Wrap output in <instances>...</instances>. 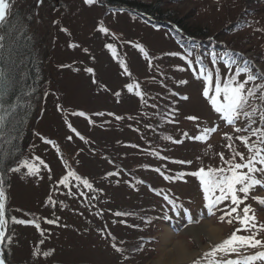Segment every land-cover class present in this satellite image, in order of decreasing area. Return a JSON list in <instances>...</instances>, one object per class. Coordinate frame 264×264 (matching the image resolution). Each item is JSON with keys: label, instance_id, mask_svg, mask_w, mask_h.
Here are the masks:
<instances>
[{"label": "rangeland", "instance_id": "obj_1", "mask_svg": "<svg viewBox=\"0 0 264 264\" xmlns=\"http://www.w3.org/2000/svg\"><path fill=\"white\" fill-rule=\"evenodd\" d=\"M159 2L182 26L207 27L210 39L219 36L218 43L212 42L211 50L200 48L173 21L164 19L158 27L105 0H11L6 19L15 13L20 25L29 27L45 76L15 147L7 139L6 114L0 110V182L7 221L2 251L7 264H153L174 251L173 245L163 244L165 229L173 243L195 252L188 261L173 257L165 264H192L240 227L235 221L228 224L227 218L219 222L222 211L207 217L200 179L190 175L200 168L227 167L219 155L231 156L225 133L233 136L232 147L247 156L235 136L250 135L234 132V127H246L243 117L228 125L213 109L203 95L206 81L200 70L212 74L210 97L217 73L223 85L238 67L246 66L257 76L246 88L264 84V0ZM231 51L242 56L234 59ZM246 78L247 73H240L236 81ZM218 100L223 102V91ZM254 118L257 127L259 114ZM209 127L217 131L205 141L194 139ZM255 140L252 136L250 143ZM69 172L88 180L91 189L73 176L67 185L60 183ZM219 195L218 189L209 193L211 198ZM253 197L264 199V187L252 189L240 208L250 205L256 222L264 224V207ZM225 206L233 205L229 200L219 207ZM184 209L194 220L202 212L204 218L185 227ZM165 215L172 220L162 219ZM13 218L34 223L22 225ZM205 223L220 228L219 239L208 240ZM257 238L264 239V232ZM240 251L248 255L264 248ZM239 258L236 253L215 257Z\"/></svg>", "mask_w": 264, "mask_h": 264}, {"label": "snow or ice", "instance_id": "obj_2", "mask_svg": "<svg viewBox=\"0 0 264 264\" xmlns=\"http://www.w3.org/2000/svg\"><path fill=\"white\" fill-rule=\"evenodd\" d=\"M93 0H86V3L91 4ZM11 2L10 0H0V23L6 20V17L11 12ZM100 31L107 32L106 28L101 27ZM0 40L3 37L0 36ZM2 47V45H0ZM111 48V45H108ZM143 51V49H140ZM175 55V54H173ZM190 63V62H189ZM121 66L124 67L123 61H121ZM91 72V69H87ZM127 71V69H125ZM205 70L203 67L200 70V75L206 81V86L203 90V95L208 98L213 109L222 115V118L227 122L228 125L234 126L237 121L243 117L247 124L246 127H234L235 133L249 132L250 135H237L236 140H239L247 149L248 155L245 156L235 150L232 147L233 136L224 134V139L229 143L227 147L231 150V156L225 159L224 154L220 153V159L222 164L227 165V167L220 168H200L198 171L190 173V175L197 176L200 179L201 185L205 192V209L208 218L213 217L218 211H222V215L219 216V222H224L227 218L228 224H233L235 221L240 225L236 228L227 239H224L220 243L211 246L210 251L204 252L202 256L194 261L192 264H201V261H207V264H254L256 261H264V251H256L253 254L245 255L240 249H260L264 248V239H258L257 236L264 232V224H258L256 222L255 213L251 209L250 205H245L242 209L240 205L244 203L249 197V193L256 186L264 187V179L257 178L256 174H260L264 177V84H254L251 88H246V84L249 82H255L257 76L252 74L248 67H238L234 76L230 77L228 81H225L221 85L219 80V74L217 73V79L215 83V95L209 96V84L212 82V74L209 72L204 75ZM240 73H247V78L243 82H237L236 77ZM181 83H186L182 81ZM131 89V85H129ZM223 91V102L218 100L221 92ZM259 92V95H257ZM139 94V93H138ZM188 99V97H183ZM259 100L260 105L250 104V101ZM257 113L259 114V126L253 127L257 124V120L254 118ZM79 115H84L80 113ZM4 117L0 116V123H2ZM190 120H196L197 117H188ZM73 131H75L73 129ZM217 127H209L201 129V134L194 137L196 141H205L208 139L209 134L215 133ZM255 136L256 140L250 143L251 137ZM71 139V137H69ZM81 139H83L81 137ZM182 141H176V143H181ZM237 157L239 161L237 162ZM42 163V162H41ZM177 163H191V161H177ZM32 171H35L34 166H29ZM246 169V171H244ZM159 171V169H157ZM230 173V174H229ZM73 176L76 180L81 181L85 187L91 189L92 185L88 180H82L81 177L77 176L74 172H69L68 176H65L60 183L67 185L68 177ZM164 179L170 180L172 177L165 176ZM239 185V187H237ZM219 190L220 195L215 198L209 196L210 192ZM243 194V196L239 194ZM165 199L168 200L170 204L175 206V201L170 200L167 196ZM253 199L264 207V199L259 197H253ZM5 193L2 188H0V243H3L5 239L4 227L7 223L5 220ZM231 207L225 206L221 209L219 206L224 203V201H229ZM184 216L186 219L185 227L190 224L199 223L200 219L204 218V213H199L197 218L194 220L191 213L184 209ZM251 213V214H250ZM179 214V212L177 213ZM235 214V215H234ZM117 216L128 215L127 213H116ZM164 220H170L171 217L165 215L162 217ZM14 223L26 224L34 223V221L16 220L13 218ZM49 224L55 221H47ZM39 227V225H36ZM241 231H246L248 235H238L237 233ZM115 251L123 253V249L117 247L115 244L112 245ZM218 253L227 255L228 253H236L240 258L236 260H224L215 259ZM34 255L37 253L34 252ZM50 253H44L45 256ZM0 264H5V261L0 258Z\"/></svg>", "mask_w": 264, "mask_h": 264}, {"label": "trees", "instance_id": "obj_3", "mask_svg": "<svg viewBox=\"0 0 264 264\" xmlns=\"http://www.w3.org/2000/svg\"><path fill=\"white\" fill-rule=\"evenodd\" d=\"M105 2L130 8L139 14L142 13L157 26L162 25L164 19L173 21L174 25L179 27V31L187 36L192 43L196 42L200 48L205 49L208 46L206 49L211 50L210 48L214 47L212 42L218 43L219 36L214 35L213 40L210 39L212 34L207 27L195 26L194 29H191L182 26L178 19L164 9L159 0H150L149 2L144 0H105ZM19 22L21 21L18 20L15 13L7 18L1 27L3 40L0 41L2 45L0 47V110L6 114L5 128L6 126L9 128H7V139H9L11 147L17 145L28 126L36 107L37 90L45 76L43 59L37 50L35 38L29 27L25 26L26 24L22 26ZM205 39H210L211 43L205 42L204 44ZM231 54L234 59L242 56L232 51Z\"/></svg>", "mask_w": 264, "mask_h": 264}, {"label": "bare ground", "instance_id": "obj_4", "mask_svg": "<svg viewBox=\"0 0 264 264\" xmlns=\"http://www.w3.org/2000/svg\"><path fill=\"white\" fill-rule=\"evenodd\" d=\"M11 2V0H10ZM3 23H0V26L2 25ZM0 188H2L1 186V182H0ZM204 227L206 229V237H208V240H211L212 242L215 241L216 239H219L220 238V233H221V230L219 227L217 226H212L211 224H208V223H205L204 224ZM162 241H163V244L164 245H173V249L174 251H171L172 253H164V258H162L160 261H158L157 263H153V264H165V263H169V258H173V257H176L178 261H184L186 260V258L188 256L190 257H194V253L193 254H190L188 251H187V248H185L184 244H182L181 242H172V235L170 233V231L168 229H165L164 233L162 234V237H161ZM172 242V243H170ZM171 261V259H170ZM188 261V260H186Z\"/></svg>", "mask_w": 264, "mask_h": 264}, {"label": "water", "instance_id": "obj_5", "mask_svg": "<svg viewBox=\"0 0 264 264\" xmlns=\"http://www.w3.org/2000/svg\"><path fill=\"white\" fill-rule=\"evenodd\" d=\"M5 217V216H4ZM6 228H7V225H5L4 227V233H6ZM2 244L3 243H0V258H2L4 261H5V264H7L6 260H5V257L3 256V251H2Z\"/></svg>", "mask_w": 264, "mask_h": 264}]
</instances>
